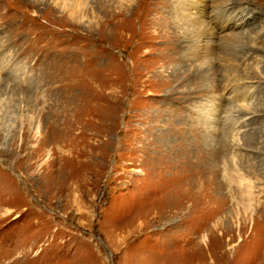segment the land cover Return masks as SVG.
<instances>
[{
  "label": "rangeland",
  "instance_id": "374dc122",
  "mask_svg": "<svg viewBox=\"0 0 264 264\" xmlns=\"http://www.w3.org/2000/svg\"><path fill=\"white\" fill-rule=\"evenodd\" d=\"M81 1L0 0V264H264V0Z\"/></svg>",
  "mask_w": 264,
  "mask_h": 264
},
{
  "label": "bare ground",
  "instance_id": "6f19581e",
  "mask_svg": "<svg viewBox=\"0 0 264 264\" xmlns=\"http://www.w3.org/2000/svg\"><path fill=\"white\" fill-rule=\"evenodd\" d=\"M127 1H130V0H127ZM224 1V0H223ZM84 2V1H83ZM83 2L81 1L80 2V0H63V3L66 5V4H68V5H70V6H73V5H75V4H83ZM63 3H62V5H63ZM75 6H77V5H75Z\"/></svg>",
  "mask_w": 264,
  "mask_h": 264
}]
</instances>
